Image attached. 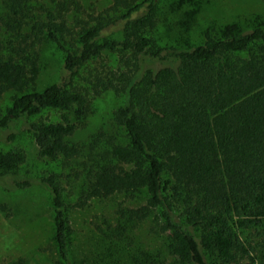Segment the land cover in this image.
Returning a JSON list of instances; mask_svg holds the SVG:
<instances>
[{
	"label": "trees",
	"instance_id": "obj_1",
	"mask_svg": "<svg viewBox=\"0 0 264 264\" xmlns=\"http://www.w3.org/2000/svg\"><path fill=\"white\" fill-rule=\"evenodd\" d=\"M0 7V99L14 93L0 112V130L22 115L56 110L61 121L32 122L29 131L42 157L86 156L78 206L93 197L144 191L140 210L159 213L162 222L154 230L166 241L163 251L139 252L133 264H241L254 250L243 236L252 229L264 248L262 26L242 33L226 25L216 35L205 33L192 48L172 50L174 66L152 70L142 69V58L165 56L148 35L157 22V0H111V19L85 23L72 34L69 16L76 21L78 0H0ZM68 35L76 37L72 50L65 47ZM42 41L64 53L70 76L106 52H117L119 64L90 71V87L69 82L37 89ZM102 90L123 96L112 112L123 137L108 135L104 145L95 140L83 151L69 139L76 126L68 115L84 117L89 93ZM24 161L21 149H0V176L15 173ZM41 182L51 195L59 264H76L67 253L59 175Z\"/></svg>",
	"mask_w": 264,
	"mask_h": 264
},
{
	"label": "rangeland",
	"instance_id": "obj_2",
	"mask_svg": "<svg viewBox=\"0 0 264 264\" xmlns=\"http://www.w3.org/2000/svg\"><path fill=\"white\" fill-rule=\"evenodd\" d=\"M78 3L80 11L74 15L76 21L69 16L71 34L85 23L92 26L100 18L113 17L111 0H78ZM156 19V25L148 35L157 47L164 48L162 54L165 56L162 59L143 57L142 69L174 66L176 62L169 56L172 50L192 48L203 42L205 33L216 35L223 26L234 25L237 28L234 31L242 33L255 25L264 28V3L261 0H157ZM116 37L119 35L115 34ZM65 41L68 50L76 46L75 35L66 36ZM36 52L37 89L52 83L69 82L90 87V71H109L119 64L117 52H106L77 75L70 76L63 68L64 53L54 44L42 41ZM13 94L8 91L1 97L0 112L10 104ZM89 94L86 115L80 119L68 115L76 126L69 139L80 145L83 151H87L88 145L95 140L98 145H104L108 135H115L118 139L123 137V130L112 121V112L122 104L123 96L103 90L99 95ZM58 121H61L60 112L42 110L35 116L22 115L0 130V149H21L25 155L24 163L15 173L0 176V264L60 263L51 195L41 182V178L49 174L59 175L63 189L70 260L76 264H133L139 252L154 254L163 251L166 236L154 230L162 222L159 213L153 210L145 214L140 210L146 203L144 191L93 197L82 206L76 204L87 174V167L83 165L86 156L70 161L42 157L29 131L32 122ZM20 181H27L29 185L16 187V182ZM252 231H244L243 236L251 242L254 250L249 251V257L241 264L252 261L264 264V248L258 246L261 237L254 236Z\"/></svg>",
	"mask_w": 264,
	"mask_h": 264
}]
</instances>
